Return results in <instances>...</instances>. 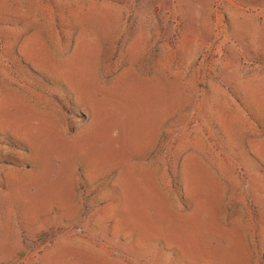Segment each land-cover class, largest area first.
<instances>
[{
    "label": "rangeland",
    "instance_id": "1",
    "mask_svg": "<svg viewBox=\"0 0 264 264\" xmlns=\"http://www.w3.org/2000/svg\"><path fill=\"white\" fill-rule=\"evenodd\" d=\"M0 264H264V0H0Z\"/></svg>",
    "mask_w": 264,
    "mask_h": 264
}]
</instances>
